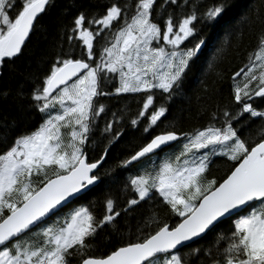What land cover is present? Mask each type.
<instances>
[{
    "label": "snow or ice",
    "instance_id": "6c2138e0",
    "mask_svg": "<svg viewBox=\"0 0 264 264\" xmlns=\"http://www.w3.org/2000/svg\"><path fill=\"white\" fill-rule=\"evenodd\" d=\"M52 6L53 0H0V66L23 55ZM227 7L218 0L201 12L198 0H127L103 12L77 10L30 96L42 123L0 152V264H264V110L257 106V98L264 101V8L256 10L257 48L230 77L229 103L190 131L172 122L120 161L122 170L149 161L125 178L121 191L131 196L123 205L108 196L100 217L84 204L57 215L111 176L100 169L125 135V119L146 134L168 119L167 101L181 93L205 44L196 40L197 25L216 21ZM177 8L187 9L179 19ZM248 22L247 14L239 21ZM105 34L111 39L97 53L94 45ZM117 79L114 94H140L142 107L134 117L111 112L109 120L111 110L97 98L113 95L105 86ZM157 90L165 103L157 105ZM104 141L102 155L89 160V146ZM217 159L229 166L223 179L211 175ZM152 201L175 222L154 213L136 225L138 232L156 226L143 238L93 254L101 231L115 228L120 217L135 218ZM226 220L231 228L218 230Z\"/></svg>",
    "mask_w": 264,
    "mask_h": 264
},
{
    "label": "trees",
    "instance_id": "16d2710c",
    "mask_svg": "<svg viewBox=\"0 0 264 264\" xmlns=\"http://www.w3.org/2000/svg\"><path fill=\"white\" fill-rule=\"evenodd\" d=\"M113 2L123 5L127 0H53V6L39 17L35 30L26 42L23 55L0 66V140L6 137V143L0 142V152L4 151L15 137L36 130L42 123L43 117L32 106L30 96L53 62L56 52L59 51L58 45L63 30L70 25L77 10L88 8L91 11L103 12L104 6ZM217 2L218 0H198L200 11H204L205 8ZM224 2L228 7L221 17L214 22L197 25L199 32L196 40L203 38L205 44L198 54L199 58L184 78L181 93L167 101L168 119L146 135L143 134V125L140 129L128 128V121L125 119L124 127L127 131L121 141L111 149L103 168L100 169L101 173L105 169L111 170V176L105 177L86 196L62 209L60 213H64L73 206L84 204L91 206L94 214L100 217L104 214V202L108 196L118 197L117 203L123 205L125 195L131 196L130 192L125 194L121 191L130 168L128 170L117 168L116 165L120 161L137 150L150 139V136L158 134L172 122L184 131H190L205 124L208 118L206 113L214 111L218 104L229 103L232 73L247 63L249 53L257 48L261 27L257 20L256 10L264 8V0H224ZM186 10L174 9L177 19ZM245 14L249 16V22L242 25L239 21ZM120 24H123V20ZM112 31L114 32L115 28ZM241 31L243 32L242 39L238 35ZM110 39L111 36L108 34H105V39L98 38V42L94 45L97 53ZM195 42L192 40L186 43L191 47ZM221 47L224 51L217 55V49ZM214 57L215 60H213ZM210 63H214L211 69L208 67ZM116 86H118V79L105 86V91L112 92L113 95L97 98L99 104L111 110L107 119L112 118L111 112L121 109L126 110L128 116L134 117L142 106L141 95L116 96L114 94ZM156 103L157 105L165 103L164 97L159 95L158 90ZM257 106L260 110H264V101L257 98ZM260 123L261 121L257 119L253 127H257ZM103 124L104 121L101 120L100 126L103 127ZM105 144L107 141L99 146L90 145L87 153L89 160L98 159L102 155ZM228 167L222 159H217L212 166L211 175L217 179H223ZM154 213L158 214L161 219L168 218L162 206L155 201L142 204L134 214L135 218L131 216L127 219L118 218L115 228L108 226L96 237L93 242V254L100 256L120 244L136 240L137 236L143 238L147 231H151L156 226L151 225L144 232H138L136 225L140 223L143 227V222H150L149 218ZM168 219L169 223L175 222L173 218ZM231 226L232 221L226 220L218 226V230L227 231ZM211 239L212 234H209L199 243L205 244ZM74 264H79V262L75 261Z\"/></svg>",
    "mask_w": 264,
    "mask_h": 264
},
{
    "label": "rangeland",
    "instance_id": "374dc122",
    "mask_svg": "<svg viewBox=\"0 0 264 264\" xmlns=\"http://www.w3.org/2000/svg\"><path fill=\"white\" fill-rule=\"evenodd\" d=\"M177 146H173V149L174 150ZM149 163L148 160H143L141 162H139L138 164H136L135 166H133L132 168H130V170L128 171V176L131 175V174H135L137 172V170H140V169H143V167L147 166ZM80 205H76V206H73L71 208H69L67 211H65L64 213H60L58 215H63L65 213H68L70 212L73 208L75 207H78ZM53 219H55V217H53Z\"/></svg>",
    "mask_w": 264,
    "mask_h": 264
},
{
    "label": "water",
    "instance_id": "95a60500",
    "mask_svg": "<svg viewBox=\"0 0 264 264\" xmlns=\"http://www.w3.org/2000/svg\"><path fill=\"white\" fill-rule=\"evenodd\" d=\"M142 161H143V160H142ZM136 164H138V163L133 164V166L136 165ZM95 187H96V186H95ZM95 187H93V188H95ZM93 188H92V189H93ZM74 202H75V201H74ZM72 203H73V202H72ZM72 203H71V204H72ZM69 205H70V204H69ZM69 205H67V206H69ZM67 206H66V207H67ZM66 207H64V208H66ZM64 208H62V209H64ZM62 209H61V210H62Z\"/></svg>",
    "mask_w": 264,
    "mask_h": 264
},
{
    "label": "flooded vegetation",
    "instance_id": "af4514ba",
    "mask_svg": "<svg viewBox=\"0 0 264 264\" xmlns=\"http://www.w3.org/2000/svg\"><path fill=\"white\" fill-rule=\"evenodd\" d=\"M141 107H142V106H141ZM145 123H146V122H145ZM133 129H135V128H133ZM143 134H145V135H146V133H144V132H143ZM134 166H135V165H134ZM132 167H133V166H132ZM132 167H131V168H132Z\"/></svg>",
    "mask_w": 264,
    "mask_h": 264
}]
</instances>
